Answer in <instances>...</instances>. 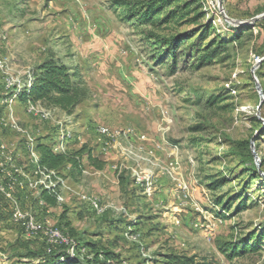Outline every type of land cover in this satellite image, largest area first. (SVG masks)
<instances>
[{
	"label": "rangeland",
	"instance_id": "1",
	"mask_svg": "<svg viewBox=\"0 0 264 264\" xmlns=\"http://www.w3.org/2000/svg\"><path fill=\"white\" fill-rule=\"evenodd\" d=\"M191 1L202 8L200 23L212 24V34L224 36L225 29L238 27L224 20L218 0H180L177 6ZM112 2L0 0V35L7 38L0 41V60H5L0 70V142L13 153L14 165L30 180L37 179L36 164L25 150L28 136L43 144L58 139L51 144L55 154L70 155L85 148L103 164L99 170L85 155L79 170H60L69 188L61 191L63 204L41 209V201L37 203L42 190L30 189L18 195L22 208L33 214L41 211L54 226L64 215L70 228L84 232L83 239L72 235L81 245L98 243L112 253L108 264H161L162 256L170 252L196 256L197 262L206 264H264V177L260 176L264 174V104L261 121L256 117L260 96L252 75L256 59L264 58V19L252 28L253 33H239L224 57L198 69L197 55L186 65L183 55L171 73V57L164 56L165 51L159 56L156 43L142 33L150 29L136 20L129 22L127 11ZM222 6L236 20L264 14V0H222ZM194 15L173 33L156 34L164 37L191 30ZM51 56L77 67L89 89V99L70 117L42 103L33 104L37 114H32L26 112L30 105L23 109L8 99L15 86L29 85L35 69ZM255 74L264 94V61ZM11 118L22 132L10 128ZM100 126L120 132L131 129L133 143L145 136L138 158L125 157L128 149L118 147L121 139L103 150ZM251 143L260 159L259 169ZM155 148L152 167L142 158ZM172 160L177 161L179 182L160 172L159 166ZM134 170L140 176L153 171L151 198L132 185ZM184 184L189 188L186 197L180 188ZM83 195L107 206L105 213L94 212L82 201ZM119 207L127 209L126 216L114 209ZM137 218L141 219L137 233L126 237L127 228L134 230L127 224ZM16 229L10 222L0 227V253L11 258L7 264H21L16 260L22 254L14 250L29 241L23 235L22 247L8 248L10 233ZM249 238L260 249L242 253ZM40 239L31 241L40 244ZM225 254L243 255L229 261Z\"/></svg>",
	"mask_w": 264,
	"mask_h": 264
},
{
	"label": "trees",
	"instance_id": "2",
	"mask_svg": "<svg viewBox=\"0 0 264 264\" xmlns=\"http://www.w3.org/2000/svg\"><path fill=\"white\" fill-rule=\"evenodd\" d=\"M178 2H180V0H137L135 2H130L129 0H113L112 2L115 7L127 11V20L129 22L136 20L139 26L150 29V32L143 31L142 33L146 36L147 41L156 43V49L161 51L158 52L159 56L165 51L164 56L171 57V73L176 72L180 64L179 61L181 56L183 55L185 56V65L191 61L193 55H197L198 69L208 65L218 57H224L229 52L230 46L235 40L241 37L240 35L237 36L239 33L244 35L246 32H252L253 27L261 25L260 20L255 23L254 26L237 28H232V26H230L228 29H225L224 36L221 34H212V24L208 22L206 25L200 23L204 15L198 12L202 8L196 1H191L181 6H177ZM193 6L194 8H192ZM193 13L195 15L192 17L191 23H193L195 27L191 30L183 33L175 32L174 34H168L170 36L164 37L156 34V32L162 33L165 31L173 33L184 23L183 21L189 18ZM210 36H212L211 39ZM192 39H194L193 42L189 43ZM76 69L77 67L66 66L51 56L35 69L31 84L21 88L19 92L13 88L11 98L8 99L25 106L24 108L26 109L30 104L42 103L43 106L59 109L70 117L82 103L89 99L90 94L88 87L82 81ZM26 112H28V109ZM53 142H57V139L54 138L49 144H43L37 140L34 141V150L38 155L36 166L54 171L60 175V170L63 168H71L72 171L75 169L79 170L83 157L87 155V159L91 165L96 166L99 170L102 169L103 164L97 160L94 161L91 154L86 153L85 148L70 153V155L55 154L51 149V144ZM25 150L27 151L26 147ZM255 171L259 174L258 169L255 168ZM130 181L132 185H134L133 181ZM26 190H30L27 185H24L21 189H17L16 197L18 200V195ZM41 192L42 195L37 204L39 205L41 201L44 205L39 207L45 209L46 207L55 206V197L47 190ZM11 211L10 203L0 195V222L4 221V224L10 222L17 228V232L15 231L17 238L14 242H9L7 244L10 245L8 248L15 249L17 245L20 247L23 246V249L18 248V250H14V254H22L20 255V257H22L21 259H30L24 262L18 259L16 260L17 262H22V264H38L40 260L45 258L49 264H108L112 258V253L107 248L100 247L98 243L90 242L85 246L83 244L81 245L77 240L78 238L76 239L72 235L82 237L83 239L84 232L78 233L70 228V223H65L64 221V215L60 222H58V226H53L76 243L78 254V258L76 257V259H71L69 257L65 246L48 245L43 235L27 238L22 226L12 221ZM35 216L38 220L44 218V216L41 215V211L35 212ZM140 222L141 219L137 218L135 224H127L129 226L134 225V230H131L132 234L137 233ZM61 228H65L68 232L65 233ZM127 229L125 231H127ZM23 235L29 241L33 239L37 240L38 238H41L40 240L42 241L40 244L28 241L22 245L23 242L20 243V241H22ZM260 239L262 240V238ZM243 246L242 253L254 252L260 249V246H258V244L255 246L253 240L250 238L245 244L243 243ZM49 249H51L50 253H48ZM82 250H85L84 253H82ZM242 255L243 254H225V258L232 261L234 257ZM10 259L11 258H8L9 261ZM160 262L161 264H206L197 262L196 256H188L186 254L174 252L163 255Z\"/></svg>",
	"mask_w": 264,
	"mask_h": 264
},
{
	"label": "built area",
	"instance_id": "3",
	"mask_svg": "<svg viewBox=\"0 0 264 264\" xmlns=\"http://www.w3.org/2000/svg\"><path fill=\"white\" fill-rule=\"evenodd\" d=\"M6 36L0 35V41L4 42L6 41ZM1 43V42H0ZM257 62H259V58L256 59ZM5 68V60H0V70H3ZM29 85L32 83L33 78H29ZM8 87H11L12 84L7 85ZM15 88H19V90L22 87H19V85L15 86ZM12 102V101H11ZM29 113L37 114V109L33 104H30V108L28 109ZM44 114H42L43 116ZM45 118L49 117V114L44 116ZM9 126L13 131L16 132H22V130L19 128L17 122L11 118L9 122ZM98 132V141L100 143V147L103 150L111 149L115 146H113V142L115 140L121 139L124 142L119 143L118 147L123 149H128L126 158L131 159H137L138 153L143 149L142 143L146 140L145 136H140L137 139L138 143H133L131 140V137L133 136V131L131 129L124 130L122 132L116 131L113 129H110L108 127L100 126L97 130ZM66 140L70 138V133L67 132V134L64 136ZM27 144L26 149L29 152V156L31 158V161L35 164H37L38 161V155L34 150V140L28 136L26 138ZM58 140V139H57ZM122 144H125L124 146ZM157 149H160L158 146ZM156 148L153 150H150L147 153L148 157L142 158L143 161L147 162L152 167L155 165L153 162V158H155V154L157 153ZM55 151H58V149H55ZM171 155L176 156V152L172 151ZM156 160V159H155ZM142 162V161H141ZM140 162V163H141ZM190 163H193L192 160H190ZM160 172L163 173L165 176L170 177L175 182H179L178 179V173H177V161L172 160L165 166H159ZM34 174L37 176L35 180H30L27 175H25L22 171V169L16 167L14 165L13 161V153L8 151L5 144L0 142V195H2L11 206V219L15 224H19L22 226L25 235L27 238H33L39 235H43V237L46 240V243L51 246H65L67 248V253L71 259H76L78 256L77 254V247L76 243L67 238L59 229L55 228L53 225H50L48 220L43 218L42 220H38L35 214H33L30 211L23 210L20 201L16 197V191L17 189H21L24 187V185H27L29 189L31 190H38L41 189L49 191L56 199L57 204L61 205L64 203L65 199L63 195L61 194V191L69 190L66 181L61 177L59 174H57L54 171H49L44 168H40L39 166H36V170L34 171ZM21 177H24L23 180ZM132 181L137 186L141 187V193L146 198H151L154 193V173L151 170H147L146 174L144 176H140V174L134 170L132 173ZM181 190L184 193V197L187 195V191H189L188 187L184 184L180 186ZM60 191V192H59ZM82 198V201H85L90 204V206L93 208V210L98 214L102 215L105 213V210L108 208L107 206H103L100 204L99 200L93 197H87L85 195L80 196ZM41 205H44L43 202H40ZM119 214L121 215H127V209L124 207L114 208ZM133 222L132 224H135ZM179 222L177 221V224ZM131 228H129L126 231L125 236L127 237L132 236ZM85 250H82V253H84ZM51 252V249L48 250V253ZM78 258V257H77ZM8 257L6 254L0 253V264H4L7 261ZM38 264H49L47 259H42L38 262Z\"/></svg>",
	"mask_w": 264,
	"mask_h": 264
},
{
	"label": "water",
	"instance_id": "4",
	"mask_svg": "<svg viewBox=\"0 0 264 264\" xmlns=\"http://www.w3.org/2000/svg\"><path fill=\"white\" fill-rule=\"evenodd\" d=\"M218 2H219V11H220L221 15L223 16L224 20L233 26H238V27L252 26L255 23L259 22L260 20L264 19V14L257 16L255 18L248 19V20H236V19L230 18L227 16V14L223 10L222 0H218ZM263 61H264V58L261 61L257 62V64L252 68V75H253V78H254V81L256 84V89H257L259 96H260V104L257 108L256 117H257V119H259L261 121H263L261 118V109H262L263 104H264V94H263V89H262L255 73H256L257 68L260 66V64ZM251 151H252V154L254 156L256 165L259 169L260 168V159H259V156L256 153V151L254 149V145L252 143H251ZM260 174L262 177H264L263 173H260Z\"/></svg>",
	"mask_w": 264,
	"mask_h": 264
},
{
	"label": "crops",
	"instance_id": "5",
	"mask_svg": "<svg viewBox=\"0 0 264 264\" xmlns=\"http://www.w3.org/2000/svg\"><path fill=\"white\" fill-rule=\"evenodd\" d=\"M24 107H25V106H22V105H21V108L24 109ZM3 226H4V221H1V222H0V227H3ZM78 233H80V232H78ZM10 235H11V236H10V239L12 240L11 242H14L15 239L17 238V234H16L15 232H11ZM5 254H8V253H5ZM9 254H11V252H10ZM20 260H23L22 262H24V261H26V260L28 261V260H30V259H20ZM22 262H21V264H22ZM8 263H10V262H8ZM5 264H7V263H5Z\"/></svg>",
	"mask_w": 264,
	"mask_h": 264
}]
</instances>
